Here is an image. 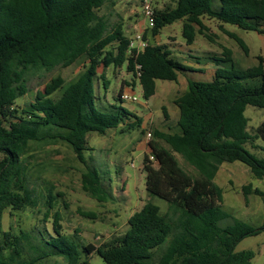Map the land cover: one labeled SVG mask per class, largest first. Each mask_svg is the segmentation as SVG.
I'll return each instance as SVG.
<instances>
[{
  "label": "trees",
  "instance_id": "trees-1",
  "mask_svg": "<svg viewBox=\"0 0 264 264\" xmlns=\"http://www.w3.org/2000/svg\"><path fill=\"white\" fill-rule=\"evenodd\" d=\"M110 1L0 0V264H89L91 254L104 264H250L253 251L235 252V247L263 232L264 224L253 228L223 212L222 190L213 180L223 163L233 162L248 167L257 179L264 177V159L244 148H255L254 142L259 141L263 146L258 148L264 152V120L249 133L244 115L247 106L264 109L261 56L255 66L244 70L233 67L228 49L221 57H208L216 66L229 67L215 69L210 81H187L186 90L174 99L176 130L153 132L154 140L148 142L142 160L144 186L149 197L166 202L164 213L146 202L128 218L122 236L98 247L80 244L64 232L51 193L44 199V211L35 215L38 193L25 169L32 144L69 146L84 166L82 191L98 203L111 200L106 181L102 182L91 160L86 163V135L118 129L128 120L124 117L133 115L117 105L128 101L123 100L121 87L113 97L116 103L99 99L95 81L101 82L103 93L110 83L97 76L99 68L125 65L131 83L139 84L146 101L155 94L156 80L174 82L178 72L187 70L171 58L166 45L147 42L139 52L130 49L131 37L122 27L109 29L97 16ZM213 1L175 0L172 8L153 9L154 25L146 33L156 37L164 27L182 21V37L191 45L196 34H203L201 18L207 17L264 35V0H218V9L212 8ZM231 36L246 51L242 40ZM80 60L85 61L84 70L66 87L62 89L64 81L57 76L32 101L16 106L27 93L25 78L30 71L66 68ZM57 91L59 96L53 97ZM140 124L141 119L133 116L120 131ZM176 155L195 174L185 171ZM250 190L249 185L243 186V195ZM7 210L29 212L33 226L17 234L4 231L2 218ZM82 215L95 218L92 213Z\"/></svg>",
  "mask_w": 264,
  "mask_h": 264
},
{
  "label": "rangeland",
  "instance_id": "rangeland-1",
  "mask_svg": "<svg viewBox=\"0 0 264 264\" xmlns=\"http://www.w3.org/2000/svg\"><path fill=\"white\" fill-rule=\"evenodd\" d=\"M144 0H112L105 3L98 11L108 28L119 25L127 37L142 33L150 44L166 45L171 51V58L184 65L187 70L178 72L177 81H155V94L147 101L143 99L141 88L135 81L131 83V74L125 69L112 66L99 68L97 76L102 75L108 80L109 86L105 93L101 90V82L95 81L97 95L103 103L114 104L113 97L117 95L120 87L122 93L136 97L135 101L117 102L130 115L141 119L139 127L124 129L126 123L132 121L133 116H127L118 129L106 131L100 135L89 133L86 135V148L84 156L86 163L89 160L99 173L102 182L109 186L108 193L111 200L98 203L90 198L81 189V173L84 166L76 159L73 152L64 143L32 144L26 155L25 169L29 182L36 187L38 193L37 207L33 210L44 211L42 205L48 193L56 196V205L62 217L64 232L74 237L80 244L90 243L95 247L106 243L110 239L122 236L128 228L127 220L148 201L160 208L164 213L166 202L149 197L145 191L142 170L143 156L147 154L148 142L154 140L153 132H173L178 118V110L174 99L186 90L187 81H210L215 69L228 68V64L214 65L208 57H221L223 49L231 53L233 67L247 69L257 64V57L264 61V35L244 31L236 26L222 24L214 19L202 17L203 34H196L194 42L187 45L182 37V21H176L164 27L158 36L147 35L145 20L142 14ZM151 8L157 11L172 8L175 0H148ZM218 0L213 1L212 8L218 9ZM234 35L242 40L246 47L244 51L232 38ZM209 37V38H208ZM85 61L62 68L56 67L51 71L32 70L26 75L27 93L17 100L16 106L23 107L34 99L35 93L43 90L53 78L61 77L64 81L62 89L74 81L84 70ZM127 83L130 86H127ZM248 85L256 81L244 82ZM61 91V90H60ZM53 94L58 97L59 92ZM163 110L166 117L163 115ZM247 118V132L254 129L264 120V109L247 106L244 112ZM125 124L124 126H122ZM176 130V128H175ZM147 133L151 136L148 138ZM255 148L244 145V148L258 158L264 159V152L258 147L263 145L254 142ZM181 167L189 174L194 170L185 164L176 155ZM214 183L222 190L220 209L230 216L242 220L253 228L264 224V177L257 179L248 167L239 163H223ZM249 185L251 190L243 195L242 187ZM107 187L106 184H104ZM258 191L260 194H256ZM92 213L95 218L84 217L82 214ZM34 220L29 212L5 211L2 218V228L17 234L19 230H26L33 226ZM49 228V225H47ZM252 250L254 253L250 264H264V231L257 236L247 237L235 247V252ZM85 259L84 254H81ZM89 264H104L100 257L91 254Z\"/></svg>",
  "mask_w": 264,
  "mask_h": 264
},
{
  "label": "built area",
  "instance_id": "built-area-1",
  "mask_svg": "<svg viewBox=\"0 0 264 264\" xmlns=\"http://www.w3.org/2000/svg\"><path fill=\"white\" fill-rule=\"evenodd\" d=\"M142 14L145 20V28L146 29H151L154 25V12L153 9L151 8L150 2L148 0H144L142 3ZM147 41L143 40L142 38V33H137L133 35L130 39L129 43V48L130 49H135L137 52L143 50L147 46ZM139 67L136 66V69ZM123 100H131L135 101L136 97H131L128 95H123L122 96ZM151 135L147 133V137L149 138ZM150 161H153V157H149Z\"/></svg>",
  "mask_w": 264,
  "mask_h": 264
}]
</instances>
